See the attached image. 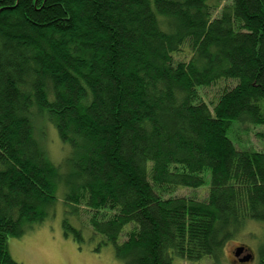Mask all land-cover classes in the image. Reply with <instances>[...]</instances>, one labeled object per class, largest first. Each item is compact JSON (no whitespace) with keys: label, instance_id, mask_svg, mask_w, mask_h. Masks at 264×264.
<instances>
[{"label":"trees","instance_id":"obj_1","mask_svg":"<svg viewBox=\"0 0 264 264\" xmlns=\"http://www.w3.org/2000/svg\"><path fill=\"white\" fill-rule=\"evenodd\" d=\"M224 1L0 0V264H20L8 239L58 192L119 264L217 261L248 222L264 226V150L227 135L233 120L264 126V0ZM208 174L205 197L173 195ZM257 252L264 264V233Z\"/></svg>","mask_w":264,"mask_h":264},{"label":"rangeland","instance_id":"obj_2","mask_svg":"<svg viewBox=\"0 0 264 264\" xmlns=\"http://www.w3.org/2000/svg\"><path fill=\"white\" fill-rule=\"evenodd\" d=\"M227 1L225 0L222 4ZM226 83L232 82L227 81ZM218 87L202 89L204 98L209 99ZM262 130L264 131L263 125L233 120L227 135L239 148L264 150L263 141L259 136L260 140L254 135ZM35 133L39 137L48 159L62 172H66L64 159L68 156V147L60 141L54 127L46 119L40 117L35 122ZM208 183L209 174L203 186L196 189L180 187L174 191L173 195L203 198L207 193ZM86 218L87 214L83 211H80L76 216L72 207L62 199L58 192L53 210L49 211V215L43 221L33 224L32 228L27 229L22 236L8 239V250L12 259L20 264H119L114 258L111 245H103L96 249L100 238L98 235L91 234ZM63 219H67L72 227L80 229L82 240L75 239L71 230L68 235L64 234ZM263 233L262 222H248L235 237L225 242L217 261L212 258L192 261L174 256L173 264H242L239 260H235L236 257L242 258L241 252L238 256L233 255L235 247H242V251L246 249L247 254H251L253 257L243 264H256L258 261L257 248Z\"/></svg>","mask_w":264,"mask_h":264},{"label":"water","instance_id":"obj_3","mask_svg":"<svg viewBox=\"0 0 264 264\" xmlns=\"http://www.w3.org/2000/svg\"><path fill=\"white\" fill-rule=\"evenodd\" d=\"M242 249H243L242 247H235L233 250V255L238 256L240 254V252H242ZM251 259H252L251 254H247L238 260L243 263V262H247Z\"/></svg>","mask_w":264,"mask_h":264},{"label":"flooded vegetation","instance_id":"obj_4","mask_svg":"<svg viewBox=\"0 0 264 264\" xmlns=\"http://www.w3.org/2000/svg\"><path fill=\"white\" fill-rule=\"evenodd\" d=\"M247 253H248V251H247L246 249H244V250L241 252V255H240V256L243 257L244 254H247ZM239 258H240V257H239ZM239 258L236 257L235 260H238ZM252 258H253V257H252ZM243 263H245V262H243ZM243 263H242V264H243Z\"/></svg>","mask_w":264,"mask_h":264}]
</instances>
